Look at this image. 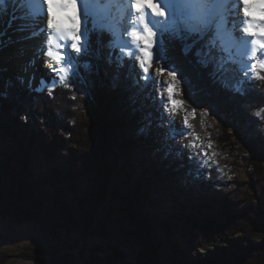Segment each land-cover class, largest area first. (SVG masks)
I'll use <instances>...</instances> for the list:
<instances>
[{"label":"trees","instance_id":"trees-1","mask_svg":"<svg viewBox=\"0 0 264 264\" xmlns=\"http://www.w3.org/2000/svg\"><path fill=\"white\" fill-rule=\"evenodd\" d=\"M89 35L93 53L98 42L107 46L112 38L104 30L100 38L94 30ZM166 41V62L183 79L180 100L198 117L202 107L219 122H225V114L246 137L252 148L245 158L251 166L249 189L231 186L229 191L211 172L207 179L188 183L186 200L175 212L150 208L149 190L163 162L145 166L138 158L136 166L128 155L129 147L147 141L146 133L132 136L129 129L140 109L152 114L151 105L139 109L131 102L134 90L128 89L126 71L112 51L106 58L111 56L113 65L102 62L103 71L72 78L74 89L63 84L51 93L27 92L17 73L0 71V215L30 222L51 219L66 232L83 230L113 240L108 253L90 254L95 264L125 263L123 248L134 246L140 249L137 264H264V71L243 94L233 93L197 63L202 60L199 43L186 51L189 40L168 35ZM35 117L42 129L31 126ZM226 133L229 139L222 142L236 135ZM191 251L196 255L190 256ZM24 256L61 264L47 249Z\"/></svg>","mask_w":264,"mask_h":264},{"label":"rangeland","instance_id":"rangeland-1","mask_svg":"<svg viewBox=\"0 0 264 264\" xmlns=\"http://www.w3.org/2000/svg\"><path fill=\"white\" fill-rule=\"evenodd\" d=\"M176 1L168 0L174 10L177 8ZM228 2L234 3L235 0H228ZM7 6L13 10L22 12L19 5L8 4ZM184 7L185 5L180 4L178 9L182 11ZM2 13H4V19L1 22L2 28L6 31V34H9L10 31L6 28L9 25L7 21V10H0V16ZM97 13L96 10L89 9L87 21L89 34L93 29L97 32L102 30L110 32L112 36L111 42L103 47L101 46V42H98V48L94 51L95 53L90 48L89 53L82 55L79 59L83 62L81 58L87 57L92 62L90 70L93 69L95 71L96 69H100V71H103L102 62L109 63L106 56H109L112 51H115V55L111 54V56L121 64L120 67L123 71H126L128 89L130 91L134 90L131 102L139 109L143 106L151 105L150 112L152 114L149 115L145 109H140L133 118L135 124L129 129L132 136L146 133L147 141L129 147L128 155L130 161L134 165L136 164V166L138 165V158L143 159L142 163L145 166L148 165L147 162H163L161 171L155 177L154 184L149 190L150 208L153 211L166 212V214L175 212V209H179L178 204L186 200V196L183 193L188 191V183L196 178L207 179L206 174H211V172L215 176L218 174L217 177L222 179V184L229 191L231 186L235 190L249 189L250 181L247 172L251 166L246 163L245 158L250 155L252 148L247 143L246 137H243L237 132L235 126L227 119L225 114L221 113L222 119L225 122H221V119L219 122L208 107H202L199 117L196 116L193 108L185 103H178L179 106L174 108L169 102V107H165L164 93L166 87L159 83L161 80L158 79L155 73L156 68H159L160 65L153 64L150 66V70L155 75V79L150 78L144 80L142 78L143 73L139 67V63L143 57L139 52L138 45H131L130 34L125 24L128 20L127 12L125 11L123 13L118 6L112 5L108 18H113L115 20L114 22L111 20L107 22L103 21L97 17ZM21 15V13H18L12 19L18 18ZM180 22L185 24L184 33L173 32L168 35H176L189 40L185 47L186 51L192 48L195 42L199 43L201 46L198 53L201 54V59L206 62H212L216 68L221 70L218 73L219 78L214 77L222 82L226 88L231 89L233 93L243 94L244 91L250 89L256 80L262 78L261 72L264 71L262 68L247 76L238 75L231 78L230 76L223 75L224 68L221 66L220 60L215 57L213 52L209 53L211 44L206 36H204L203 30L191 38V35L194 33L188 27L191 23L190 18L184 15V18ZM29 24L33 29L35 24L32 23V19ZM11 29V31L17 32L20 28ZM13 43L14 41L11 40L10 42L2 41L3 46L6 45L9 47V51L13 50L14 47L11 45ZM104 49L106 53H104ZM13 54L14 52H12ZM74 63H77V61L75 60ZM108 65L110 66V63ZM111 65L113 64L111 63ZM168 67L172 68L173 66L168 64ZM90 70L85 69L83 63H80L76 76L82 78ZM0 71L17 73L27 92L45 91L46 93H51V90L56 86L67 83L71 76L70 73L63 82L54 78L53 80L42 83L38 87L35 86L27 89L17 68L5 69L0 67ZM161 75H166V71L159 76ZM4 87L5 84L2 83L1 89ZM180 89L181 85L179 83L173 89L175 94L173 99L178 102L182 101L179 97V95L182 96ZM260 108H255L253 111L255 117L261 115V110L263 109ZM154 113L157 114L155 117L153 116ZM185 118H187V124L184 123V126H181L180 122ZM17 119L18 121L24 120L23 117H18ZM30 123L31 126L42 129L41 119L39 117L33 118ZM195 125L199 126L200 131L195 128ZM261 128L264 130V126ZM180 131L185 132L186 135H174V133ZM226 132H234L236 135L230 141L225 140L226 142H222V139H229ZM59 133L62 135L65 134L62 131ZM181 144L188 145V150L184 152L179 151L178 148ZM228 152L232 154V157L227 154ZM187 154H194L195 159L199 163H190L187 160ZM128 156L127 158H129ZM120 162H122V159H120ZM138 174L139 170L135 172L134 178ZM214 184L216 185L217 183L214 182ZM218 186L221 187V184ZM80 187L84 188L85 185L81 183ZM194 195L196 196L197 193ZM153 202L154 204H152ZM98 209L100 211V208ZM90 225H92V222H90ZM156 232L159 233L158 230ZM181 239L184 240V236ZM111 244H114L113 240H106L100 236L90 235L83 230L66 232L58 229L51 219L30 222L9 219L0 215V264H20L25 261L50 264L24 256L26 252L43 249L53 251L55 257L60 260L59 263L61 264H95L90 260V254L95 252V255L102 256L109 252L108 247ZM123 250L126 258L125 263L118 262L117 264H137L140 251L139 247H125ZM198 252H201V250H198ZM189 255L195 256L196 253L191 251ZM45 258L50 259L48 256H45Z\"/></svg>","mask_w":264,"mask_h":264},{"label":"snow or ice","instance_id":"snow-or-ice-1","mask_svg":"<svg viewBox=\"0 0 264 264\" xmlns=\"http://www.w3.org/2000/svg\"><path fill=\"white\" fill-rule=\"evenodd\" d=\"M7 0H0V9H2ZM91 0H11L13 5H19V8L25 11V14L19 18L24 19H39L41 21V27L43 28L46 24L47 29H56L60 33V39L66 42L63 53L51 52L47 53L54 61L66 64L71 69V76L67 83H64L65 88H75L72 77L76 76L78 71V65L83 63L85 69L90 70V61H80L82 55L89 53L91 47V39L89 30L87 27V21L89 17V4ZM185 5L182 10V15L190 18L191 23L188 25L192 33L198 35L200 31L208 28V36L212 35V26H216L218 34L223 36L221 33V27L227 23H235V19L230 17L227 21L223 19V10L219 5L224 4L225 0H212L211 3L208 0H181ZM243 5V16L244 18H251L259 26H255L253 23H248L243 28V32L248 37H264V3H250V0H241ZM162 0H132L131 8L136 13L143 12L140 16V21L143 24L142 33L136 30L131 32V38L142 44L139 48V52L143 59L139 63V67L143 73V79H155V75L151 72L150 66L153 64H159L160 67L155 70L156 73L163 74L167 71V76L171 77L172 83L167 81H160L159 83L163 86L166 84V91L168 93L167 100L175 108L178 103L184 101H177L173 99V89L177 83L181 85V93L183 90V79L180 77L175 67L169 68L166 62L165 56L162 54L166 51V36L169 33L179 32L183 34L185 31V24L177 21L176 14L172 8H165L161 6ZM42 5L46 8V21L42 15L45 10ZM56 9L64 18L63 23H57L53 18V9ZM156 18L155 20L152 18ZM163 21V22H161ZM156 29V30H154ZM23 30V29H22ZM106 35V33L102 34ZM49 44L52 43V37H47ZM254 44L258 41L253 40ZM70 44V47H67ZM260 49L264 50V43H259ZM188 51H191L189 48ZM199 52V50H197ZM187 54V52H185ZM115 55V53H112ZM253 55H257L255 49ZM77 63H73V60ZM139 59V58H137ZM108 62L111 64L112 59L109 57ZM197 63L204 69L209 70V76L218 77V73L221 71L214 65L197 59ZM147 65V66H146ZM52 68L53 71L57 69L53 68L52 65H47ZM256 65L253 64L252 68L255 69ZM260 67L264 69V63L260 64ZM60 72H65L66 69L61 67L58 69ZM63 82L64 77H60ZM115 86V85H114ZM195 111V109H193ZM185 124H187V118H185ZM176 136H184L185 132L180 131L174 133ZM179 151L184 152L186 146L181 144L178 148ZM187 160L190 163L198 164L199 162L195 159L194 154H187Z\"/></svg>","mask_w":264,"mask_h":264},{"label":"bare ground","instance_id":"bare-ground-1","mask_svg":"<svg viewBox=\"0 0 264 264\" xmlns=\"http://www.w3.org/2000/svg\"><path fill=\"white\" fill-rule=\"evenodd\" d=\"M131 2L132 0H91L89 9L96 10L98 12L97 17L105 22L109 20L113 22L115 21L113 18H108L110 7L112 5L118 6V8H120L123 13L126 11L128 20L127 23L125 22V24L127 25V31L130 34L131 45L134 46L137 44L139 49L142 44L134 41L131 38V32L136 30L142 33L143 24L140 21V16L144 13H136L131 8ZM208 2L211 3L212 0H208ZM257 2L264 3V0H250V3ZM8 4L12 5L11 0H7L5 6L0 9L7 10V21L9 22V25L6 28L10 31L9 34H6V31L2 28L1 22L2 19H4V13H2L0 16V67L5 69H10L12 67L17 68L27 89L35 86L38 87L42 83L53 80L54 78L60 80V77H64L65 79L71 73L69 66L61 62L54 61L50 56L47 55L49 51L63 53V46H65L66 42L60 39V33H58L54 28L47 29L46 24L42 28L41 21L39 19H32V23L35 24L33 29L29 24L31 22V18L22 20L18 17L12 19L14 15L18 13L24 15L25 11L22 10V12H19L17 10H13L7 6ZM180 4H183L181 0H177V8L174 10L169 4L168 0H162L161 6L165 7L166 9L169 7L172 8L176 14L177 21L180 22L184 18L182 11L178 9ZM219 7L223 10V19L227 21L230 17H233L235 19V23H227L221 27V33H223V36L217 33L215 25L212 26V35L210 37L208 36L209 29L205 28L203 30L204 36H206L207 40L211 44L209 53L213 52L215 57L220 60L219 62L224 68L223 75L225 76H230L232 78L238 75L247 76L252 74L261 68V63H264V50L260 49L259 47V43H264V37H248L247 34L243 32V28L246 27L248 23H253L257 27L259 25L256 24V22L251 18H244L241 0H235L234 3L225 0V3L219 5ZM42 8L45 9L42 12V15L46 21V8L43 5ZM53 18L57 23L64 22L63 16L55 8L53 9ZM152 19L155 20L156 18L153 17ZM16 24L19 26H15ZM11 28L20 29L16 32L11 31ZM26 36L28 37L26 38ZM49 36L52 37L51 44H49L47 41V37ZM10 40L14 41V43L11 44L14 47L12 51H9V47L6 45L3 46L2 44V41L10 42ZM253 40L258 41V43L254 44L252 42ZM67 47H70V44H67ZM254 49L257 55H253ZM12 52H14L13 55ZM74 62L75 59L73 60V63ZM253 64L256 65L255 69L252 68ZM47 65H52L53 68L57 70L53 71V69L47 67ZM61 67L65 68L66 71L60 72L58 69ZM156 75L161 81L172 83L171 77L167 76V71L166 75L164 76H159V73H156ZM238 79L240 80V78ZM166 86L167 85L164 84V87ZM167 95L168 93L165 91V107H169ZM174 95L175 94L173 92V97H175ZM178 106L179 104H177L175 108ZM184 123L185 119L180 122V125L184 126ZM186 150H188V145H186ZM20 264L40 263L25 261Z\"/></svg>","mask_w":264,"mask_h":264}]
</instances>
